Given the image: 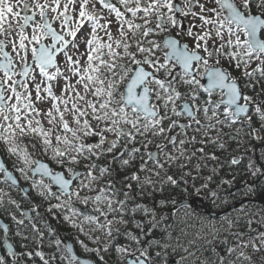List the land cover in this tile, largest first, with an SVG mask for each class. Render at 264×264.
Instances as JSON below:
<instances>
[{
  "label": "snow or ice",
  "instance_id": "6c2138e0",
  "mask_svg": "<svg viewBox=\"0 0 264 264\" xmlns=\"http://www.w3.org/2000/svg\"><path fill=\"white\" fill-rule=\"evenodd\" d=\"M262 84L264 0H0V156L11 160L0 159V210L35 244L7 245L0 264H264V231L252 227H264V208L243 204L255 183L222 218L162 195L237 199L233 181L213 187L210 174L197 186L193 172L219 161L225 135L245 154L244 136L264 138L253 126L264 128ZM246 171L264 176L251 158ZM21 180L95 259L71 245L42 251L44 230L48 247L64 241L39 223L40 204L30 220L20 210L11 190L32 196Z\"/></svg>",
  "mask_w": 264,
  "mask_h": 264
},
{
  "label": "trees",
  "instance_id": "16d2710c",
  "mask_svg": "<svg viewBox=\"0 0 264 264\" xmlns=\"http://www.w3.org/2000/svg\"><path fill=\"white\" fill-rule=\"evenodd\" d=\"M264 87V84L261 85ZM249 95H252V92L248 93ZM261 98H264L262 96ZM253 126L257 129L260 130V134L262 137H264V128H261L260 123L256 121L255 117L253 118ZM225 133L229 132V129L225 128L224 129ZM224 139L227 141V148L220 150L216 149V154L219 156V161H208V167L202 168L199 177H197V174L193 172V178H195V182L197 186L202 182V180L207 177L208 175H213V184H218L221 181H226V180H231L233 181V184L231 186V191L236 194L237 199L234 201L230 197H228L226 194L224 196V199H230L231 201H234V204L240 201V194L236 192L238 188H241L244 184L245 181H248L249 183H255L258 188L257 195L252 197V200H258L256 203H249L246 202L244 205L246 207H256L257 209L259 208H264V176H258L255 179H253L250 174L246 171V165L248 163L249 158L255 161L257 165H260L262 168H264V160L261 159V153L264 152V138L260 140H256L253 138H250L249 136H244L243 140L245 142V148L250 149L246 154L244 153V149H238L237 144L228 139V136L225 135ZM151 146H150V149ZM143 151V149H142ZM244 154V158L242 159L241 163L239 165H231L230 164V159L233 155H241ZM5 163L11 167V162L8 163L7 160H5ZM216 167V173L213 174L211 173L210 169L212 167ZM21 183L23 185H26V181L23 182L21 180ZM4 186V185H3ZM224 188H227V186H224ZM14 192L16 193V200L20 204V210L27 211L29 210L32 206L35 204H40V213L43 217V220L39 221V223L42 225L44 221H47L51 224L52 228L55 229L57 236L62 238L63 240H68L72 242L75 246L76 252L79 256L84 257V258H90V259H95V257L92 254H86L84 253L80 247H77L76 245V239L75 235L78 234L77 230L73 228L70 224L64 222L60 216L61 214L59 213L58 210H54L55 217H53V214H50L47 212V202L41 201L40 198L36 197L35 193L31 189L32 196L31 198L25 197L22 192L19 190L13 189ZM162 195L164 196H171L177 201L183 202L186 199L187 200H192L194 201L197 205L193 207L192 209H195L197 213H202L205 216L209 215V213H219L216 212L217 207H221V203L217 202L216 204H211L207 199L202 198V197H194L191 195H187L181 191V189H171L168 188L165 193ZM161 196L160 193L156 194V198H159ZM201 199V202L199 200ZM249 198H245L244 200H247ZM206 200V201H205ZM55 203V201H53ZM240 210V208H239ZM238 210V211H239ZM13 213H18L19 210L15 209L14 207L11 209ZM219 211V210H218ZM32 213H31V218H32ZM166 215L168 213L166 212ZM174 215V214H173ZM172 215V216H173ZM231 214H228L230 216ZM261 215H264V212L261 213ZM19 218V217H18ZM259 216L256 217L257 220H259ZM0 219L3 220L9 227V238L12 241L13 245L15 246V249L20 252L22 251L21 244L27 243L29 244V250L35 246L34 241H25L22 239L21 236L16 235V230L17 226L11 219V216L4 213L2 210H0ZM28 221L26 220V224ZM252 227L254 229H258L261 231H264V227L257 223H253ZM44 230V229H42ZM28 230H25V233L27 234ZM45 231V236L46 239L44 241L45 246L43 247L42 251H44L46 254H51L53 252L56 253L58 257L63 255V251H65L63 245H61V251H57L55 248H50L48 247V240H47V230ZM55 239V237H53ZM3 240H4V235L3 232L0 229V245L2 246L3 249ZM105 260L108 261V264H113L112 258L109 257L108 255L105 256ZM28 264H41V261L39 258H34L33 260H29ZM53 264H60V260L58 259L57 261L53 262ZM66 264V262H65ZM98 264V262H97Z\"/></svg>",
  "mask_w": 264,
  "mask_h": 264
},
{
  "label": "rangeland",
  "instance_id": "374dc122",
  "mask_svg": "<svg viewBox=\"0 0 264 264\" xmlns=\"http://www.w3.org/2000/svg\"><path fill=\"white\" fill-rule=\"evenodd\" d=\"M230 71H232V74L234 75V76H237V77H239L240 76V72L238 71V70H233V69H230ZM24 182V181H23ZM28 183L29 182H26V185L25 186H27V187H29L28 186ZM215 185L216 184H213L212 186L213 187H215ZM0 186H3L2 184H0ZM224 186H227V188H229L230 186L229 185H224ZM31 189V188H30ZM171 189H177V188H171ZM232 188L230 187V190H231ZM12 191V195H13V198H17L16 197V193L14 192V190L12 189L11 190ZM187 200V199H186ZM185 200V201H186ZM199 200V199H198ZM200 202H201V199L199 200ZM206 201V200H205ZM225 201H226V203H223L222 205H221V207L219 208V207H217V210H216V212H225L227 209H229V207L230 206H232V205H234V201H231L230 199H225ZM190 208L192 209L193 207L192 206H190ZM219 210V211H218ZM239 210V209H238ZM238 210H236L235 212L233 211L232 213H230L231 215L230 216H235V215H237L238 213H239V211ZM173 216H172V219L173 220H175L176 219V213H175V210H173ZM181 214H182V212H181ZM164 215L165 216H167L166 215V212L164 213ZM228 215V214H227ZM207 216V215H206ZM77 237H79V239H81V240H84L85 241V243L86 244H88L89 245V247H94L95 245H93L92 243H91V241H89V240H87L83 235H80L79 233L78 234H76L75 235V239H76V241H77ZM76 245H77V247H80V245L79 244H77V242H76ZM80 249L84 252V253H86V254H91V253H87V252H85L81 247H80ZM93 255V254H92Z\"/></svg>",
  "mask_w": 264,
  "mask_h": 264
},
{
  "label": "water",
  "instance_id": "95a60500",
  "mask_svg": "<svg viewBox=\"0 0 264 264\" xmlns=\"http://www.w3.org/2000/svg\"><path fill=\"white\" fill-rule=\"evenodd\" d=\"M0 159H3L2 156H0ZM23 191L24 192H29V189L28 188H23ZM244 203V201H243ZM189 205V206H195L196 204L193 202V201H184L181 203V206L183 207V205ZM240 206V202L238 204H236L235 206L231 207L229 209V211H233V210H236L238 207ZM27 212H29V220L31 219V212L29 210H27ZM224 214H210V217L211 218H216V217H221L223 216ZM3 225H7L5 224L1 219H0V228L1 230L3 231L4 235H5V249L8 251V248H7V245L11 244L12 243L9 241V229L7 232L4 231V228H3ZM67 245H71L72 246V249H73V252L76 254V251L74 249V246L73 244L70 242V241H64V246H65V249H66V246ZM12 249L15 251V248L14 246L12 245ZM0 255H2L1 253V250H0ZM77 255V254H76ZM78 256V255H77ZM83 260V258H81Z\"/></svg>",
  "mask_w": 264,
  "mask_h": 264
},
{
  "label": "flooded vegetation",
  "instance_id": "af4514ba",
  "mask_svg": "<svg viewBox=\"0 0 264 264\" xmlns=\"http://www.w3.org/2000/svg\"><path fill=\"white\" fill-rule=\"evenodd\" d=\"M229 70H230V69H229ZM37 155H38V156L40 155L39 151H37ZM2 158H3L4 162H5V160H7L8 163L11 162V160H9V159H7V158H5V157H3V156H2ZM41 159L44 160L45 162H47V160H46L45 157H41ZM0 247H1L2 255H6V253H7L6 250H5L4 248L2 249V246H1V245H0ZM16 252H18V251L16 250Z\"/></svg>",
  "mask_w": 264,
  "mask_h": 264
}]
</instances>
